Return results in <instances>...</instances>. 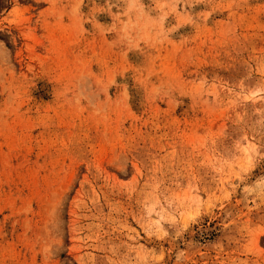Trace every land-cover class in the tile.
Returning a JSON list of instances; mask_svg holds the SVG:
<instances>
[{"label": "rangeland", "instance_id": "374dc122", "mask_svg": "<svg viewBox=\"0 0 264 264\" xmlns=\"http://www.w3.org/2000/svg\"><path fill=\"white\" fill-rule=\"evenodd\" d=\"M0 264H264V0H0Z\"/></svg>", "mask_w": 264, "mask_h": 264}]
</instances>
